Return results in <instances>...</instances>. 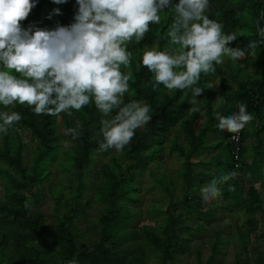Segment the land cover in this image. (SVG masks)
Returning <instances> with one entry per match:
<instances>
[{
    "label": "trees",
    "instance_id": "16d2710c",
    "mask_svg": "<svg viewBox=\"0 0 264 264\" xmlns=\"http://www.w3.org/2000/svg\"><path fill=\"white\" fill-rule=\"evenodd\" d=\"M34 2L36 7L22 22L24 29L55 30L57 25L74 23L76 0L65 4ZM172 2L173 7L160 13L161 22L152 24L142 41L133 40L127 46L131 63L121 70L130 73L131 79L124 103L149 105L152 119L136 130L122 151L99 150L104 117L94 102L71 115H36L26 105L17 103L7 109L0 105V112L16 111L22 116L7 133H0V181L4 188L0 196V264H147L149 252L159 264H177L180 257L189 254H196L197 264H218L216 258L226 244L223 232L215 236L206 261L198 248L193 250L192 235L205 231L204 219L215 216L219 209L243 211L246 218L237 233L245 258L238 256L235 264H264V251L255 245L264 243V45L254 56L248 51L251 40L259 39L258 27H264V0H209L205 14L223 26L225 35L238 37L229 46L241 45L246 57L236 63L224 58L214 73L201 75L197 86L206 93L201 111L195 113L189 111L193 106L191 89L170 92L163 85L154 88L153 74L142 65L144 51L169 47L166 33L175 21L174 4L179 0ZM57 8L62 15L49 19ZM211 76L220 77L219 97L224 103H215L217 91L206 80ZM196 99L197 105L199 97ZM241 102L254 119L240 132L236 159L231 140L234 134L217 127L215 113L228 117L238 111ZM203 114L205 120L199 124ZM175 128L179 133L171 137ZM69 129H76L79 137L73 139ZM27 139L33 143L26 144ZM247 140L251 147H247ZM61 141L72 145L63 148ZM167 148L183 159V167L177 171L183 182L179 187L182 197L174 195V177L152 172L156 184L167 192L165 205H155L154 209L161 215V223L137 227L139 212L133 207L141 203L138 178L154 163L162 168ZM206 151L212 153L209 158L203 157ZM248 151L253 154L250 163ZM103 156L107 159H101ZM53 166L64 172L69 184L65 185L66 193L61 186H50L57 224L49 225L40 207ZM233 171L237 175L219 186L221 196L205 202L201 195L205 182ZM246 177L252 185L243 194L242 180ZM89 188L92 197L86 194ZM26 203L30 207L26 208ZM94 208L99 233L90 241L77 221ZM192 216L198 218L195 223L189 221ZM255 250L258 257L252 259L249 253Z\"/></svg>",
    "mask_w": 264,
    "mask_h": 264
},
{
    "label": "clouds",
    "instance_id": "9594fccd",
    "mask_svg": "<svg viewBox=\"0 0 264 264\" xmlns=\"http://www.w3.org/2000/svg\"><path fill=\"white\" fill-rule=\"evenodd\" d=\"M65 4L68 0H52ZM78 12L70 26L55 30L34 26L27 30L22 22L36 7L34 0H0V105H26L36 115H58L80 111L94 102L102 114L100 151L119 152L134 138L137 129L152 119L150 106L139 101L124 103L131 75L121 69L131 63L128 44L143 40L152 24L161 22L160 13L173 7L172 0H76ZM209 0H179L174 4L176 18L166 35L165 50H146L142 65L153 74V87L163 85L168 91L191 89L193 106L199 111L196 97L201 75L216 71L224 58L237 62L246 52L229 45L238 37L225 35L223 26L205 14ZM62 15L55 9L49 15ZM259 39H252L248 51L252 56L264 45V27H258ZM243 67V64H241ZM215 103H224L217 97ZM238 111L228 117L215 113L217 127L234 134L233 139L254 117L247 105L238 103ZM115 112V115H112ZM22 116L19 112H0V133H7ZM73 139L76 129H69ZM233 144L234 141L232 140ZM239 144L237 150L239 159ZM235 171L222 174L202 186L205 202L221 196L222 184L233 179ZM25 207H30L27 203Z\"/></svg>",
    "mask_w": 264,
    "mask_h": 264
},
{
    "label": "rangeland",
    "instance_id": "374dc122",
    "mask_svg": "<svg viewBox=\"0 0 264 264\" xmlns=\"http://www.w3.org/2000/svg\"><path fill=\"white\" fill-rule=\"evenodd\" d=\"M248 48V47H247ZM239 50H242V46L238 45ZM234 63V62H233ZM236 63V62H235ZM248 70L252 69L250 66L246 67ZM219 76H211L206 78L209 83L214 85V89L217 91V97H219ZM206 91L204 90L203 93L199 96V101L197 103V107L200 109L203 105L202 99L204 98ZM216 97V100H217ZM201 111V109H200ZM205 115H202V119L199 124L204 122ZM252 132V128L250 129ZM66 133V131H63ZM178 128H175L171 131V137L174 134H178ZM24 142L26 144H32L33 141L31 139H27ZM250 141H246L247 147H251L249 144ZM62 147L67 148L68 146L72 145L70 141H61ZM111 152H116L114 149ZM26 156L29 155V150H25ZM212 155L210 151H206L203 153V157L209 158ZM247 160L250 163L253 157V154L248 151L247 153ZM165 162L162 165V168L157 167V164L154 163L150 167V169L146 170L144 174H142L138 178V185H139V195L141 197V203L139 205H135L133 208L139 215L136 220V226L141 227L144 225L157 227L161 222L160 214H155L154 209L155 205L164 206L165 198L164 196L167 192L159 187L156 182L155 178L152 175V172L158 173L160 175H165L175 178V197H182L183 192L179 189L183 182L177 176V171L182 169V158L177 155L176 153H170L168 148L165 151ZM101 159H107V156L101 157ZM29 164V163H28ZM96 168V167H95ZM210 181H206L205 184L209 183ZM68 181H66V176L62 170L58 167L53 166V175L51 179L45 182V200L44 203L41 205V211L44 214V217L49 225L57 224V220L55 217V202L52 199V194L50 191V186L56 187L61 186L64 192H67V188L65 185H68ZM252 185L251 180L246 177L242 180V192L246 194L248 188ZM92 188H89L86 192L87 196L92 197ZM4 195V188L2 182L0 181V196ZM97 219V211L94 208L92 211L89 212L87 217H82L80 220L77 221L78 227L86 234L90 241H93L97 238L99 233V226L96 223ZM245 216L243 215V211L239 213L234 212L233 209L230 211H223L219 209L216 212V215L209 218L204 219V223L207 226V229L199 234L192 235V243L194 245L193 250L195 251L197 248L201 252L202 260L206 261L210 256V248L215 240V236L219 233L223 232V239L226 241L224 248H222V253L217 256L216 262L218 264H235L237 257L240 256V259L243 260L245 258V253L242 252L241 244L237 238L238 229L244 225ZM198 220L196 216H192L189 220L191 223H195ZM263 222V220H262ZM262 228L260 229L261 233L263 230V223ZM254 238V237H252ZM258 249L264 251V243L258 242L255 244ZM249 256L252 259L258 257L257 251H251ZM147 264H159L158 260L154 258V256L149 252V258ZM177 264H197V257L196 254L192 255H184L177 260Z\"/></svg>",
    "mask_w": 264,
    "mask_h": 264
},
{
    "label": "built area",
    "instance_id": "2783aa9c",
    "mask_svg": "<svg viewBox=\"0 0 264 264\" xmlns=\"http://www.w3.org/2000/svg\"><path fill=\"white\" fill-rule=\"evenodd\" d=\"M239 138H240V133L238 134V137L236 138V139H233V137H232V140L234 141V144L235 145H238V143H239ZM238 150V149H237ZM235 151V153H236V158L238 157V155H237V153H238V151Z\"/></svg>",
    "mask_w": 264,
    "mask_h": 264
}]
</instances>
